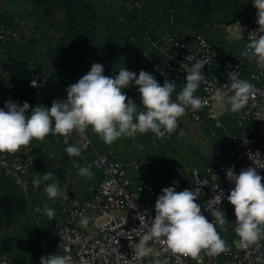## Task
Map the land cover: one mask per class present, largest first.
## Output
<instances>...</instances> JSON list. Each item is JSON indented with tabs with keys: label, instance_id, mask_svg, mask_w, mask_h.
<instances>
[{
	"label": "built area",
	"instance_id": "1",
	"mask_svg": "<svg viewBox=\"0 0 264 264\" xmlns=\"http://www.w3.org/2000/svg\"><path fill=\"white\" fill-rule=\"evenodd\" d=\"M242 1L246 3L235 18L221 26L203 24L193 31L178 32L176 27L166 25L158 35L142 33L149 46L165 55L163 62H159L147 50L141 54L158 71L159 83L167 79L180 84L172 93L173 100L186 84L187 70L199 60L206 59L209 62L202 69L205 78L194 93V96L206 98L209 102L199 111L187 109L186 115L198 125H207L208 133L217 135L224 143L229 158L211 163L189 162V180L179 185L177 191L186 188L196 191L199 196L196 202L210 222L213 219L210 212L214 209H221L225 214L232 212L227 224L233 234L229 239L223 238L229 251L217 257L201 252L199 260H193L172 254L166 245L156 241L149 243L152 254L144 258L136 257L134 249L140 239L137 235L145 232L155 217L158 191L149 179L140 175L143 167L138 158L125 162L104 150H95L86 130L84 136L76 132L73 136L76 146L81 150L95 148L89 165L98 172L99 181L89 183L79 195H68L67 200L58 199L59 217L56 223L53 228L41 231V240L49 246L50 255H70L73 264H153L155 258L163 264H257V256L264 253V239L260 241L259 249L255 246L247 250L237 249L234 243L238 239L235 234L234 206L227 200L234 188L226 174L230 167L235 166L237 175L244 168L255 167L258 174L264 177V69L258 66L252 50L247 47L249 34L257 30L259 25L252 0ZM1 12L0 9V46L25 42V35L18 27L6 22ZM167 20L172 25L176 22L174 6L169 8ZM218 28H221L222 33ZM236 28L243 35V43L236 48L228 47L225 41H234L231 32ZM232 71H236L239 78L252 83L257 89L246 107L235 113L230 111L226 101V108H222L212 98L217 88L229 83L227 73ZM33 84L43 89L48 86L44 76H37L28 82V85ZM11 86L6 58H2L0 108L4 107ZM171 136L166 134L163 139H159L153 134L156 140H166ZM31 167V160L21 156L20 151L15 154L0 153V176L11 179L23 193L32 186ZM222 192V203L209 205L208 201L214 196L221 197ZM81 213L89 220L86 228L80 225ZM0 263L5 264V261L1 260Z\"/></svg>",
	"mask_w": 264,
	"mask_h": 264
},
{
	"label": "clouds",
	"instance_id": "2",
	"mask_svg": "<svg viewBox=\"0 0 264 264\" xmlns=\"http://www.w3.org/2000/svg\"><path fill=\"white\" fill-rule=\"evenodd\" d=\"M252 2L257 10L259 28L249 34L247 47L252 50L258 66L264 69V35H260L264 33V0ZM205 65H209L206 59L199 60L187 70L186 84L175 100L172 99L175 81L166 79L162 86L147 71L141 70L137 78V74L127 68H121L118 75L110 77L104 74L100 63H94L87 74L66 89L67 98L54 100L50 108L43 105L31 108L27 101L20 106L19 102L10 99L0 108V153L15 154L33 140L43 141L50 134L63 136L64 143L69 144L73 132L84 136L89 128L109 146L120 138H134L137 133L149 131L156 138L163 139L177 129L178 121L186 115L187 109L199 111L208 104V99L194 96L205 78L202 74ZM227 75L229 83L217 88L212 98L219 104L226 101L230 111L235 113L246 107L257 89L239 78L236 71ZM133 82L138 86L143 110H139L124 92ZM66 152L69 157L81 155V149L74 144H70ZM73 164L79 169L80 176L91 178L94 175L90 165L81 167L75 161ZM234 167L227 169L226 173L229 182L234 184L227 196L235 211L238 239L234 243L237 249L247 250L252 246L259 249L260 241L264 239V177L255 167L244 168L238 175ZM53 176L54 173L48 171L42 178L34 177V188L38 189L42 181L52 180ZM172 183L178 186L177 181ZM44 191L52 200L69 198L67 188L61 190L57 182L47 184ZM198 197L193 189L163 188L156 200L155 217L151 219L150 227L137 235L140 239L134 255L138 258L149 256L153 253L149 243L156 241L166 245L172 254L193 260H199L201 252L217 257L229 251L228 244L217 230V225L224 228L228 217L221 209H214L210 212L213 218L210 222L196 202ZM222 198L223 192L221 197L210 199L209 205L222 203ZM36 211L41 209L37 207ZM42 211L49 219L55 215L54 209L47 204ZM88 223V218L81 213L80 225L86 228ZM40 264H73V261L70 255L52 254L42 256ZM153 264L163 262L155 258ZM257 264H264V253L257 256Z\"/></svg>",
	"mask_w": 264,
	"mask_h": 264
},
{
	"label": "trees",
	"instance_id": "3",
	"mask_svg": "<svg viewBox=\"0 0 264 264\" xmlns=\"http://www.w3.org/2000/svg\"><path fill=\"white\" fill-rule=\"evenodd\" d=\"M124 1L131 2L136 0H25L27 6H32V8L37 11L35 12L37 19L35 22V32L39 30L41 24L45 25L44 31L49 30L50 34L43 37L48 46L45 53L42 52L40 54V57L31 59V57H29V51H32V47L36 42V36H33L30 37V41L26 44L27 46H24L27 47V49L22 46H17L16 49L4 52L8 78L12 84V86L8 88L6 102L11 99L13 102H19L20 106H22L23 103L27 101L31 108H35L38 105L50 108L52 104L48 100L49 98L51 100L50 96L56 97L55 92H53L54 90H47L46 92L44 91L45 88L28 85V82L37 76H47L50 72L57 73L61 66H69V69L65 68V72L61 73L58 77L59 82L61 79H64L66 82L69 80L70 76L78 75L77 77H79L87 74L94 62L88 63V67L84 66L83 69L77 71L75 70V66L78 63H87L90 61L101 63L104 67V74L106 76L107 73L114 76L119 73V70L126 64H135L136 67L139 65V70H136L135 67L136 71L140 73L141 70H145L149 73V63L146 59L143 60V57L138 55L137 52H134V56L128 58L120 48L109 42L112 36H100L102 27L105 29L104 31H107L108 28V23L104 22L105 20H109L106 16L107 12L105 9L116 5V2L119 3L118 6H122L125 4ZM169 1L171 4L173 0ZM141 2L142 0L139 1V3ZM242 4H244L242 0H189L184 6L188 9L186 12L191 13L189 15V21L192 23V28L199 29L203 24L211 26L218 21H223L220 23H224L233 20L243 7ZM167 9L168 7L166 11ZM132 11L133 13L135 11H140V8L133 7ZM57 14H59V18H57ZM19 15L21 17V14ZM104 16L106 17L104 18ZM2 56L3 53H0V63L2 60L1 58H3ZM72 68L74 70H70ZM77 77H75V79ZM72 84L73 82L70 81L67 86ZM135 89V85H133V90ZM131 91L132 90L124 89L125 94L138 105V109L140 110V94H134V92L131 94ZM89 133L93 144L96 145L94 140L99 142V139H96L97 137L92 130H89ZM57 135L50 134L45 138L47 139L45 145L50 146H45L44 150L43 148H39L41 149L40 151L37 150L41 142L37 140H33L32 143L26 147L29 154V158L27 159L33 162L31 170L34 176L36 175L35 167L37 166L34 162L41 159L43 152H50L52 157L55 155L59 157L58 154H60L59 151L61 147L57 149L58 154H53V151H55L53 141H55L54 139ZM137 137L139 138H124L118 141L119 144L115 141L112 145L123 146L122 142H126V144L131 142L132 146L123 150L121 153L130 152L128 159L137 157L141 162L144 160L143 153H141V150L137 152L136 141L151 143L154 139L151 131ZM101 146L106 150L109 147L107 144ZM147 146H149V144ZM117 152L118 151H112L111 154L115 155ZM137 154L138 156H136ZM60 157L62 158L59 160L60 163H57L54 169L48 170L54 174L56 173L55 178H58V176L64 173L65 167H63V162L69 159L68 154L64 155L61 153ZM81 157L83 162L88 159L87 155L84 156L83 154L76 158L81 159ZM121 159L125 161L128 160L125 157ZM81 167H83V165ZM84 167H86V165ZM94 170L95 169L91 168L92 172ZM146 172L147 171L142 172V178H148L152 185H155V182H152L153 179ZM7 180L9 179L0 176V253L8 254L13 253L19 247L20 238L12 233V228L16 220L27 208L26 197L24 194L21 195L23 192L15 186L14 183L12 191L10 188L12 185L5 182ZM1 183L7 186L4 187ZM225 215L226 217H230L232 212L230 211L229 213L228 211ZM21 228L24 229L23 227ZM31 231H34L35 236L38 237V230L33 229Z\"/></svg>",
	"mask_w": 264,
	"mask_h": 264
},
{
	"label": "rangeland",
	"instance_id": "4",
	"mask_svg": "<svg viewBox=\"0 0 264 264\" xmlns=\"http://www.w3.org/2000/svg\"><path fill=\"white\" fill-rule=\"evenodd\" d=\"M139 1L140 0L131 1V2L124 1L125 4L122 6H118L119 3L116 2L115 3L116 5L110 6L109 8H106L105 9L107 12L106 16L109 20H105L104 22L108 23V28H107V31H104L105 29L102 27V32L100 34V36L103 35L105 37L106 36H112V39L109 42L112 43L114 46L120 48L121 51H123L125 53V56H128V58L134 56V52H137L138 55H140V56H142L141 54H142L143 50H147L149 53L154 52V51H151V50H153V48L151 46H149V43L144 39V37L142 36V33L143 34L150 33L152 35H158L160 32L156 31L155 27H154V25H156L158 23H159V27H162V28L165 27V25L173 26L167 20V13L169 12V8L171 6H174L176 8V22L174 23L176 30L178 32H180L182 30L183 31H193L192 23L189 21V15L191 13L190 12L187 13L186 11H188V9L184 6V4L186 2L188 3L189 0H173L172 2H174V3L171 2V4H170L169 0H142L141 3H139ZM245 3L246 2L244 1V5H245ZM133 7L140 8V11H137V12L135 11L133 13V11H132ZM167 7H168V9L166 11ZM0 9L2 10L1 13H2L3 18L6 20V22H9L10 24H13L16 27H18L20 29L21 33L23 35H25V37H26L25 42H23V43H13L11 45L10 44L9 45H3L2 47H0V53H3V56H2L3 59L5 57V53H4L5 51H11L13 49H16L17 46H22V47L27 46L26 45L27 42L30 41V37H33V36H36L35 37L36 42L34 43V45L32 47V51H29V57H31V59H35L37 57H40V54L42 52L45 53L48 45L45 43V39L43 37L46 36L47 34H50V32H49V30L44 31V28H45L44 24H41V27H39V30L35 32V22L37 20L35 12H37V11H35V9H33L32 6H29V5L27 6L25 3V0H0ZM19 14H21V17ZM106 16H104V18ZM57 18H59V14H57ZM220 22H223V21L215 22L211 26L212 27L213 26L214 27L221 26L222 23H220ZM150 28H152V29H150ZM218 30H220L219 32L222 31L221 28H218ZM104 33H105V35H104ZM231 34H232V37L234 38V41H232V42L231 41H225V43L228 44V47L235 45V42L239 43V41H240V45H242L243 35L241 34V32L236 28L231 32ZM24 48L27 49V47H24ZM15 55H17V54H15ZM143 60H144V58H143ZM92 62L99 63L96 61H90L87 63H78L75 66V70L77 71L79 69H83L84 66H87L88 63H92ZM135 67H136L135 64L134 65L126 64L122 68H127L129 71L135 72L137 74V78H138L139 71H136ZM65 68L69 69V66H61L58 69L57 73L56 72L55 73L50 72L47 76L43 75L46 78L47 84H48V86L44 89V91L47 92V90H50V91L54 90L53 92H55V94H56V97L50 96L51 100L49 98L48 101L51 104L54 100L66 99L67 98L66 89L69 87L67 85L70 83V81H72L73 83H76L83 76V75H81V76L77 77L78 75H74V76L69 77L70 81L67 80L65 82L64 79H61L59 82L58 77L61 75V73L65 72ZM90 69H91V67H90ZM70 70H74V69L72 68ZM52 74H56V75H52ZM118 74L119 73H117L115 75H118ZM150 74H151V72H150ZM107 76L111 77L113 75L107 73ZM75 77H77V78L75 79ZM50 79H52V80H50ZM53 81H55V82H53ZM133 85H135L134 82H133L132 86L126 88L125 90H132L131 94H133V92H134V94H139L138 86L135 85L136 89L133 90ZM220 105L224 108L225 103L220 104ZM180 125L182 127L184 124L179 123L177 129L173 132L172 137H170V138H172L171 141H168L166 139V140H161L160 142H162V143L165 142V143H163L164 146H171L172 144H174L173 150L176 151V149L179 148L181 150H184V154L186 153L187 149H189V148H191V150H197L198 153L196 154V156H192L188 159H184L183 157L181 158L180 162L181 163L184 162L185 166L182 170L181 163H180L178 168H176V170H178V172H177L178 175H175L174 179L171 180L172 175L170 173H167V177L164 180L168 184H170L169 183L170 181H172V182L174 180L177 181L178 182L177 189L179 188V184L186 182L185 178L183 179V177L186 174L188 175V172H186V171H187V166H188L189 162L199 161L201 163H211V162H206L205 157H207L209 159L211 158L213 160H216L215 156L221 158L223 155L224 156L221 159H226L225 158L226 154H225L224 143L221 141V139L217 135L215 137L214 136L210 137V134H208V126L207 125L200 126L197 123H193V124L189 123V124H187V127H184L182 130L180 129ZM89 130H91V128H89ZM139 135H141V134H137L135 137L139 138V137H137ZM95 136L97 137L96 139L100 140L98 135L95 134ZM55 139L56 140L59 139L58 136ZM73 139H74V137H73ZM120 139H122V138H120ZM74 141L76 143L75 139H74ZM46 142H47V139H44L43 141H41L37 150L40 151L41 149H39V148H43V150H44ZM90 150H91V148H90ZM219 150H221V151L219 152ZM88 153L91 154L90 151ZM20 154H21V156L29 158L28 149H26V148H22L20 150ZM42 154H46V152H43ZM164 155L169 158V159H165L168 162H169V160H171L173 158V155H171V154H164ZM76 157L77 156L69 157V159H67L66 161L63 162V167H65L64 172L68 174V178L73 177V176H71V173L73 171H75L77 173V171L79 170L73 164V161H75L76 163L79 162L78 158H76ZM61 159H62L61 157H57V156H54L53 159L49 158L46 161L47 163L44 167H39V169L38 168L35 169L36 175L34 176V174H33V177L39 176L42 178L43 170L47 172L48 170L54 169L57 166V162ZM32 164H33V162H32ZM85 165L86 164L84 163L83 167ZM55 174L53 176V179L56 176ZM188 180H189V176H188ZM188 180H187V182H188ZM77 182H78V185H80L79 188L82 192L85 190V188H87V186L90 183V182L87 183L86 179L84 180L83 176H80V181L78 180L77 177L73 180L74 186H76ZM58 184H59L61 190H63L61 187L62 184L60 181H58ZM173 186H176V185H173ZM82 192H79L77 190V193H74V194H79ZM74 194H70V195H74ZM217 230L219 232H221L220 235L224 239H229V237L233 234L232 228L230 226H228V224H226L224 226V228H220L219 225H217ZM16 231H17L16 228L13 226L12 233L15 234ZM30 244L33 247L32 249H33V252L35 254L34 258L37 261H40V258L42 256H47V250L45 249L46 247L42 246L37 241H34L32 243L30 242ZM19 246H20V243H19ZM25 256L28 259L30 258V257H28V254H26Z\"/></svg>",
	"mask_w": 264,
	"mask_h": 264
},
{
	"label": "crops",
	"instance_id": "5",
	"mask_svg": "<svg viewBox=\"0 0 264 264\" xmlns=\"http://www.w3.org/2000/svg\"><path fill=\"white\" fill-rule=\"evenodd\" d=\"M154 27H155V30L158 32H161L164 28V27L163 28L159 27V23L154 25ZM239 45H240V41H239V43L235 42V45H232V47L236 48ZM151 51H154L151 54L155 56V59H157L159 62H163V60L165 59L164 54L159 53L158 51H156L155 48H153V50H151ZM152 67L150 66L149 70H150L151 74L155 77V79L159 82V77H160L159 73L156 69H154ZM136 70H139V65L136 67ZM175 83H176V87L180 86V84L178 82L175 81ZM163 84L164 83H162L161 85L163 86ZM217 106L222 107L219 103H217ZM142 107H143V105L141 103L140 110H143ZM224 108H226V104H225ZM179 123L184 124L182 127L180 125V129L182 130L184 127H187V124H189V123L193 124L195 122H192V120L187 115H184L182 118L179 119L178 125H179ZM87 130L89 133V129H87ZM137 134H139V133H137ZM151 134L153 136L154 133L151 132ZM171 134L173 135V133H171ZM73 135H74V132L72 133V135H70L69 144L64 143L65 138L63 136L57 135L59 139H57V140L54 139L55 141H53L54 150H55V151H53V154H58L57 149L59 147H61V149L59 148L60 149V151H59L60 154H58L59 157L61 156V153L66 155L67 154L66 148L70 144L76 145V143L73 139V137H74ZM89 135H90V133H89ZM211 136H213V135L210 134V137ZM124 138H128V137H123L122 139H124ZM171 139L172 138L167 139V140L171 141ZM120 140L121 139L117 140L116 143L119 144L118 141H120ZM160 141L161 140L154 139V141H152L151 143H146V142L143 143V142H137V141L135 143L137 146V149H136L137 152H140V150H141V153H143L142 155H143L144 160L141 161L142 166H143V171H147L146 173L153 179L152 182L153 183L155 182L154 187L158 191V197H159V195L162 194L163 188L173 186L172 181H170L169 182L170 184H168L164 180L167 177V173H170L172 175L171 180L174 179V176L178 175L177 174L178 170H176V168H178V166L180 165L181 158L183 157L184 159H188L192 156H196V154L198 153L197 150H191V148L187 149L185 154H184V150H181L179 148H177L176 151H174L173 150L174 144H172L171 146H164L163 143H165V142L162 143ZM94 142L96 143V145H94V144L93 145L95 146L96 149L94 147H93V149H95V150H97V149L106 150L103 148V146H101V145L105 144L101 139L99 140V142H97L96 140H94ZM148 144H149V146H147ZM122 145L123 146H120V145L109 146L105 152H107L108 154L110 153L111 156L118 158V159H121L124 157L128 159L130 152L129 153H121V152L123 150L131 147L132 143L128 142L126 144V142H122ZM45 146H50V145H45ZM93 149H91V150L89 149L91 154L88 153L89 151H87L86 149L81 150V154H83L84 156L87 155L88 159L85 162L82 161V157H81V159H78L79 160L78 164L80 166L83 165L82 163H85L86 166H89V161L94 154ZM112 151H118V152L115 155L114 154L112 155L111 154ZM220 151L221 150H219V152ZM47 154H48V152H46V154H42L41 159H39L35 162V165H37L35 167V169L36 168L39 169V167H44L47 163L46 161L49 158H51V159L54 158L50 155V152L48 155ZM164 154H171V155H173V158L171 160H169V162H168L165 159H169V158L166 157ZM225 154H226V150H225ZM55 156H57V155H55ZM136 156H138V154ZM223 156L221 158H223ZM227 156L228 155L226 154L225 158H227ZM134 158H137V157H134ZM215 158H216V160L221 159L217 156H215ZM129 160L130 159H128L127 161H125V160H122V161L128 162ZM205 161L206 162H213L215 160L205 157ZM57 163H60V161H58ZM184 166H185V163L184 162L181 163L182 170H183ZM43 172H44L43 173V176H44L45 171L43 170ZM78 172H79V170L77 171V173L75 171H73L72 173L70 172L71 176H73L71 178H68V174L64 172L62 175L58 176V178H54V179L49 180V181H42V183L38 189L34 188L33 183H32V186L26 191V193L21 192L22 193L21 195L24 194L26 197V208H27V210L22 215H20V217L16 220L15 225H14V227L17 230L15 232V235L18 238H20V246L13 253H8V254L7 253H0V261L1 260L5 261V264L6 263L7 264H40V261H37L34 258L35 254H34L33 249H32L33 247L30 244V242L32 243V242L37 241V240H39V241H37L38 243H40L42 246L46 247L45 249L47 250V256L51 254L50 253L51 250H50L49 246L47 244H44L41 240V231L42 230H49V229L53 228L54 224L56 223V221L59 217L58 206H57L58 199H55V200L49 199L48 196L46 195L45 191H44V188L47 186V184H50L52 182L58 183V181H60L62 184L61 185L62 189L67 188L68 195L77 193V190L79 192H82L79 188L80 185H78V182H77L76 186H74V183H73V180L76 177L80 181V175L78 174ZM92 173L94 175L91 178L84 177V180L86 179L87 183H89V182L90 183H97L99 181L98 172L94 170ZM33 174L34 173L31 170V178L32 179L34 178ZM140 175H142V174H140ZM184 178H185V181L187 182L188 175L186 174L183 177V179ZM146 179H148V178H146ZM5 182L12 185L10 187L12 190L14 187L12 180L10 179V180H7ZM183 184L184 183H181L179 185L182 186ZM1 185L7 186V185L2 184V183H1ZM175 187H177V186H175ZM76 195H79V194H74V196H76ZM158 197H157V199H158ZM45 204H47L50 208L54 209V211H55V215L52 219H49L45 214H43L42 210H43ZM37 207H39L41 209V211H39V212L36 211ZM21 227H23L24 229H22ZM33 229L39 231L38 237L35 236L34 231H31ZM26 254H28V257H30L29 259L26 258V256H25Z\"/></svg>",
	"mask_w": 264,
	"mask_h": 264
}]
</instances>
